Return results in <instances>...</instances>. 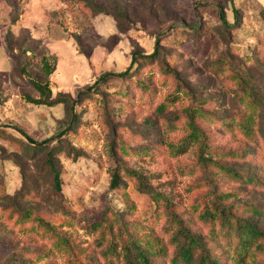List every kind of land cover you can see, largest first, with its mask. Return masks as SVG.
<instances>
[{"label":"rangeland","instance_id":"1","mask_svg":"<svg viewBox=\"0 0 264 264\" xmlns=\"http://www.w3.org/2000/svg\"><path fill=\"white\" fill-rule=\"evenodd\" d=\"M193 28L197 32H189ZM157 45L158 59L138 73L141 88L134 87L135 78L128 95L119 79L98 92L88 90L103 72L125 71L135 54L150 55ZM263 56L264 0H0V264L53 263L46 253L55 247L5 220L9 207L26 213V225L44 216L59 233L93 250L97 229L108 219L157 216L163 203L132 181L113 187L118 161L141 172L178 209L190 203L191 184L203 179L231 191L228 204L264 205V189L228 182L217 170L194 171L198 142L186 140L180 152L170 148L186 136L192 110L214 159L261 171L238 123L247 109L245 88L264 95ZM35 81L48 82L51 99L68 101H29L26 95L41 97ZM151 100L166 101V111L154 112ZM178 116L183 123L170 127ZM216 118L231 124L230 131ZM66 129L62 140L57 134ZM55 135L50 145L62 146L56 153L62 195L45 153L27 150L28 137L41 142ZM237 148L251 156L237 160L231 154ZM243 216L264 229V220ZM55 257L62 262L60 253ZM228 257L230 264H264V249L252 255L231 250Z\"/></svg>","mask_w":264,"mask_h":264},{"label":"trees","instance_id":"2","mask_svg":"<svg viewBox=\"0 0 264 264\" xmlns=\"http://www.w3.org/2000/svg\"><path fill=\"white\" fill-rule=\"evenodd\" d=\"M19 15L21 12H18L14 19L17 20ZM221 18L227 22L223 10H221ZM197 30L193 28L189 32H197ZM261 45H263L262 41ZM158 50L157 45L156 50L150 55L135 54L131 66L125 71L103 72L88 90L91 93L98 92L110 80L119 79L126 82L125 95H128L135 78L134 87L141 88L142 82L138 73L144 68L152 67L153 59H158L156 58ZM43 60L44 65L49 68V63L46 59ZM166 69L170 70L168 66ZM49 70L51 72V68ZM34 85L41 93V97L33 98L26 95V98L35 104L52 106L68 101L67 98L51 99L52 91L48 82L35 81ZM244 97L248 98V100H244L247 109L239 114L241 116L238 123L239 129L255 147L256 153L252 156V160H256L261 171H247L241 168H237V170L233 166L226 165L220 159H214L210 150H207L208 133L204 126L196 121V113L192 110L187 112L188 132L186 136L175 143L176 149H174V145L170 148L180 152L183 150L186 140L192 141V143L198 142L196 143L198 160L191 167L194 171L208 174L217 170L226 177L228 182L264 189V95L256 92L253 88L246 87ZM150 106L154 112L164 113L167 109V102L151 100ZM70 111L71 120L76 121L77 113L73 104ZM214 120L217 126L230 131L231 124L217 118ZM148 121L151 126H157V121L151 119ZM183 121L184 117L178 116L170 127L179 126ZM115 125L116 123H114ZM67 132L66 129L57 136L59 135L63 140V136ZM28 138L27 150L32 148L34 152L45 153L46 164L53 174L55 190L62 195L63 181L56 164V153L61 150L62 146L50 145V141L55 139L56 135L41 142H37L31 137ZM37 144L40 145L37 146ZM231 154L236 156L237 160L244 162L251 156V151L237 148ZM143 176L131 165L118 161L113 173L112 185L117 189H122L123 184L126 186L132 181L138 191L151 195L163 203L159 214L155 217L147 214L143 219L126 223H111L108 219L106 223H102L101 228L97 229V250L81 248L70 237L59 233L50 220L44 216H35L33 222L26 225L25 212H20L15 207H9L2 213L8 222L28 228L30 234H39L43 240L55 247V251L48 250L46 253L53 255L52 264H230L228 253L231 250L243 255H252L258 249H264V229L253 219H244L243 216L250 214V217L257 216L258 219L264 220V205L228 204L234 198L233 193L217 187L210 180L203 179L191 184L195 192L192 194L190 203L184 208L178 209L170 204L165 195L147 183ZM63 208L66 212L64 204ZM56 253H60L62 262H57Z\"/></svg>","mask_w":264,"mask_h":264}]
</instances>
